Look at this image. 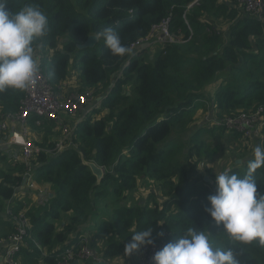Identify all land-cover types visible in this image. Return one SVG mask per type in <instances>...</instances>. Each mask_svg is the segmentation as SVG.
Returning a JSON list of instances; mask_svg holds the SVG:
<instances>
[{"label": "trees", "instance_id": "trees-1", "mask_svg": "<svg viewBox=\"0 0 264 264\" xmlns=\"http://www.w3.org/2000/svg\"><path fill=\"white\" fill-rule=\"evenodd\" d=\"M193 1L8 0L5 9L10 12L31 3L46 15L48 30L34 40V58L38 57V65L57 91L75 69L81 93L101 85L109 88L99 106L76 125L70 144L61 152L55 151L57 142L50 141L54 122L38 126L36 118H30L33 129L45 132L40 147L52 152L36 153L35 181L55 186L56 192L47 209L27 212L32 230L18 253L20 264H58L68 247L79 245L82 227L99 201L111 195L119 199L135 190L141 177L157 183L161 198L113 208L111 219L98 231V238L106 241L104 259L121 257L125 244L138 231L152 228L155 242L167 244L195 229L205 233L213 249H231L236 264H264V245L230 238L205 211L219 173L210 168L205 175L194 174L191 159L202 157L208 146L199 139L200 134L187 132L197 111L208 102L215 105L217 118L264 108V24L217 0H203L188 9ZM209 16L230 22L228 43L213 31ZM167 18H171V31H181L186 38L191 36L190 25L192 38L165 45L156 54L144 48L114 56L102 37L92 48H78L90 35L111 27L132 51L138 40ZM129 85L133 87L130 93L124 91ZM25 95V90L0 91V112H17ZM177 127L187 130L190 146L186 164L179 160L186 148L174 139ZM262 146L264 149V142ZM253 158L247 157L223 172L242 178ZM0 159L5 155L0 153ZM88 162L103 168L101 180ZM24 172L20 162H8L0 168L1 199L9 201L20 190ZM254 179L258 194L264 195V166L256 170ZM14 208L23 209L20 205ZM14 231L10 221L0 218V239Z\"/></svg>", "mask_w": 264, "mask_h": 264}, {"label": "clouds", "instance_id": "clouds-1", "mask_svg": "<svg viewBox=\"0 0 264 264\" xmlns=\"http://www.w3.org/2000/svg\"><path fill=\"white\" fill-rule=\"evenodd\" d=\"M7 3L8 0H0V91L6 88L23 91L30 88L38 71L33 42L46 35L48 20L31 3L15 12L5 9ZM101 37L112 55L131 52L113 28H104L95 39ZM262 166L264 149L257 146L242 178L227 171L216 174V191L208 196L209 205L205 207L217 227L243 243L258 241L264 245V195L258 194L254 179V173ZM154 244L152 228L135 232L125 245V255ZM152 259L153 264H236L231 249H213L205 233L195 229L167 243Z\"/></svg>", "mask_w": 264, "mask_h": 264}, {"label": "built area", "instance_id": "built-area-1", "mask_svg": "<svg viewBox=\"0 0 264 264\" xmlns=\"http://www.w3.org/2000/svg\"><path fill=\"white\" fill-rule=\"evenodd\" d=\"M203 0H195L188 9L195 5H199ZM219 3L240 8L239 13L260 20L264 24V0H217ZM170 20L167 18L162 23L154 25L150 34L138 40L133 48L138 51L144 46L146 48H154L159 45L165 46L169 44L186 43L192 38H186L180 31L173 33L170 29ZM188 23V22H187ZM189 24V23H188ZM217 34L222 35L223 30L217 27L213 29ZM229 32V28L227 29ZM38 65V63H37ZM61 89V86H60ZM57 91L51 82L49 75L38 65V71L35 75L34 82L29 89L25 90L26 95L21 101L19 110L15 113L0 112V136H7L6 141L0 142V153L9 154L11 158L17 159L24 165L25 172L23 180L26 179L25 188L33 193H38L39 204L45 205L49 203L50 194L40 188L36 183L34 176V159L36 153L43 150L52 154L51 150L42 149L40 146H34L31 140L29 120L31 117L36 118V125L40 126L44 121H56L58 128L63 132L61 140L57 141L56 152L63 151L71 142V136L76 129V125H66L60 120L59 113L66 111L70 114H78L84 110L92 99L94 90L81 93L79 90L68 93L66 96L61 95V91ZM60 93V98H59ZM99 105V104H98ZM96 105V106H98ZM95 106V107H96ZM59 117V121L58 120ZM63 125V126H62ZM215 125L225 131L239 135L243 140H251L259 138L264 142V108L251 109L249 111H241L235 115H225L217 118ZM62 126V128H61ZM15 151L16 153H13ZM205 164L202 162L201 166ZM7 220L12 223L15 231L1 242L0 264H20L18 253L27 244L26 238L32 230L31 221L27 212L16 210L14 205L9 204L6 209ZM2 243L4 244L2 246ZM166 243L155 242L141 248L140 258L133 264H153L154 254L163 248ZM121 258L115 260H106L103 252L99 251L90 237H82L79 245L68 247L62 254L58 264H71L74 260H78L79 264L90 263L98 264L105 262L107 264H118ZM127 264V263H125Z\"/></svg>", "mask_w": 264, "mask_h": 264}, {"label": "rangeland", "instance_id": "rangeland-1", "mask_svg": "<svg viewBox=\"0 0 264 264\" xmlns=\"http://www.w3.org/2000/svg\"><path fill=\"white\" fill-rule=\"evenodd\" d=\"M230 8H233L235 11H237L236 13L239 14L240 8H238L237 6L232 7L230 6ZM209 22L211 24H213V26L217 27L219 30H223L224 33L222 34V40L223 43L226 44L229 42L230 36H229V32L227 31V29L230 26V22L228 20L225 19H221V18H213L212 16H209ZM208 31H212V29L208 28ZM163 46L159 45L157 47H154V54H156L157 50L156 48L159 50L161 49ZM225 72L222 73V75L220 76L219 79H221L222 77H224ZM217 82H215L214 84H216ZM220 83V80H219ZM132 85L126 86V89L124 91H128L130 93V91L132 90ZM98 90V91H97ZM61 91V90H60ZM75 91V90H73ZM73 91H68V92H63L61 93L62 96H66L68 93L73 92ZM80 91V90H79ZM93 92L92 95V99L91 101H95L96 102V97L98 95H101V92H104L105 94L108 92V88L107 86H102L101 88H98ZM59 98L60 97V93H59ZM63 100V99H61ZM100 103V102H99ZM99 106V105H98ZM204 109L200 112L201 114L196 118L195 123L191 126L190 129H188V133L192 134V133H198L200 134L199 139H201V141L206 142V145L208 146L207 148V152L202 156V157H194L193 159H191V163L194 164V174H199V175H205L208 172V169L211 170V172L213 173H218L219 171L221 172L222 170L224 171L227 168H230L232 166H234L235 164V154H231L234 151L231 150V148H228L229 142L231 141H235V136L237 134H232L229 133L227 131H225L224 129H220L218 128L217 125H215V117L216 116V112L213 113V117L210 121H207L208 118V113L209 110L206 106L203 107ZM106 114V112L102 113L101 116L103 117ZM59 116V115H58ZM59 121V117L58 120ZM211 121H214L212 123H209ZM54 122V128L53 130L55 131L54 136H62L63 137V132L60 128H58V123L56 121ZM64 124L68 125V123L64 122ZM56 126V127H55ZM63 126V125H62ZM61 126V128H62ZM33 129V128H32ZM34 131H40V130H36L33 129ZM186 131L184 128L181 127H177L175 129V133H174V139L181 141V143L184 145V148H186L184 155H180L179 156V160L186 164V159L188 157L187 154V149L190 146V143L188 141V138L186 135ZM42 132V131H40ZM190 136V135H189ZM52 137V138H53ZM238 137V136H237ZM43 139H40L39 141H37L36 138L32 139L33 145L39 147V143L43 142ZM51 140V139H50ZM241 158L237 159V160H244L245 157H249V156H240ZM236 160V161H237ZM204 163V166H201V163ZM206 166H209L208 168ZM223 171L221 172V174L223 173ZM143 177L139 178V182L137 185V188L133 191L124 193L123 195H121V197L119 199H116V196L111 195L103 200H100L98 205H97V209L95 210V212L92 214L91 216V222H88V225H86V228L82 231V237H90L93 240V243L95 244V246L97 247L98 244V232L95 233V225H99L104 222V219H110L112 217V212H113V208L116 207L119 204H136V203H144L145 201H147L148 199L150 200V198H155L156 200L159 198H161V194L159 192V186L157 185V183H155L153 180L150 179H142ZM158 196V197H157ZM159 201V200H157ZM151 202V200H150ZM154 203V201H153ZM60 224V223H59ZM95 233V234H93ZM105 243L106 241L104 240V245L105 247ZM127 244V243H126ZM125 244V245H126ZM99 245V249L103 250L104 247ZM141 255V252H140ZM128 255H125V250L123 251V253L121 254V258L120 261L118 262L116 261V263L118 264H133L132 262L130 263L128 258ZM140 258V257H139ZM136 262V261H135Z\"/></svg>", "mask_w": 264, "mask_h": 264}, {"label": "crops", "instance_id": "crops-1", "mask_svg": "<svg viewBox=\"0 0 264 264\" xmlns=\"http://www.w3.org/2000/svg\"><path fill=\"white\" fill-rule=\"evenodd\" d=\"M156 50L158 51L157 48H156ZM137 51L138 50L136 48H133L131 52L136 53ZM150 51L153 52L154 51L153 48H150ZM35 59L38 60V57H35ZM78 74H79V71L77 69L72 70L70 72L68 78L61 85V89H60L61 93L68 92V91H73V90H79V88H80V79L78 78ZM102 86L103 85H101L99 88H101ZM108 91H109V88H108ZM206 93L208 95L210 94V92L209 93L206 92ZM105 95L106 94L104 92H101V95H98L95 98L96 102L95 101H91L90 104L78 114L74 115V114H70V113H68L66 111H61L59 113L60 120H62L63 122L68 123V125H77L81 120H83L88 115V112H90L92 110V108H94L96 105L99 104L100 98L102 96H105ZM206 107L208 109H211V110H209L208 118H207V121H210L212 119V117H213V113L216 112V110L214 108L215 105L214 104L212 105V102H208L206 104ZM203 109L204 108H201V109H199L197 111V114L195 116V120L201 114L200 112ZM215 119H217V117H215ZM212 122H214V121H211L209 123H212ZM194 123H195V121H194ZM30 133H31V140L33 138H36L37 141L42 139L44 137V134H45V132H43V131L42 132H40V131L37 132V131H34L32 128H30ZM9 137H10L9 133L7 134V136H4V135L0 136V142L6 141V138H9ZM61 138H62V136L61 137L60 136H55L50 141L57 142V141L61 140ZM257 146H260L263 149L262 142L260 141L259 138H255V139H251V140H243L241 137L235 136V141L229 142L228 148H231V150L234 151L231 154H233V155L235 154V160L234 161L236 163V160L241 158L240 156L254 157V150H255V148ZM13 153H16V152L13 151ZM2 155H5V159L4 160L0 159V168L4 167L5 164L8 163V162H19L17 159L11 158L9 156V154H3L2 153ZM245 158H247V157H245ZM221 172L219 171L218 173L221 174ZM40 188L42 190H44V191H47L50 194V197H52L54 195V193L56 192L55 186H53L51 184L40 185ZM49 202H50V200H49ZM9 204L16 205V206L20 205V206L23 207V209H21V210H23L25 212H34V213H39V212L43 211L44 209H47L48 205H49V203L48 204L46 203L43 206L40 205L39 204V195H38V193L30 192L26 188H22L21 187L20 190L13 196V198L11 200L6 201V200H3V199L0 198V206H2V210L0 211V218L5 220V221H8L7 217H6V209H7ZM64 215H63V220H66L67 217L64 216ZM110 219H108V220H110ZM105 220L106 219H104V221ZM89 222H91V217H90ZM94 227H95V233H97L99 231V228L102 227V225L101 224H99V225H95L94 224ZM85 228H86V226L82 227V230L85 229ZM95 233H93V234H95ZM3 239L2 238L0 239V248H1V242L3 241ZM98 240L99 241H98V244H97V249L102 252L103 250L99 249V245L104 244V240L103 239H98ZM3 245L4 244L2 243V246ZM101 246L104 247V245H101ZM140 252H141V249L139 251L133 252L129 257H127L129 262L133 263V262L137 261L139 259V257H140Z\"/></svg>", "mask_w": 264, "mask_h": 264}, {"label": "water", "instance_id": "water-1", "mask_svg": "<svg viewBox=\"0 0 264 264\" xmlns=\"http://www.w3.org/2000/svg\"><path fill=\"white\" fill-rule=\"evenodd\" d=\"M95 36L96 35H90L84 43L78 45V48L84 49V48L94 47L96 45V43L98 42V40L95 39ZM144 48H146V47L144 46L142 49H144ZM101 99H102V97L100 98V100ZM241 163H242V160L236 161V164H241ZM88 165L91 167L93 174L96 175L99 180H101L104 177V170L99 165H97L95 162H88ZM205 180L211 181V179L208 176H205ZM26 181H27L26 179L23 180V184L21 186L22 188H25ZM0 262H1V259H0ZM71 264H79V261L74 260ZM98 264H107V263L101 262Z\"/></svg>", "mask_w": 264, "mask_h": 264}]
</instances>
